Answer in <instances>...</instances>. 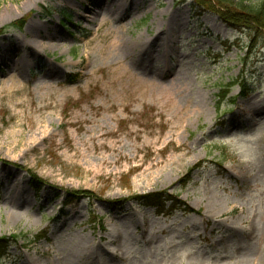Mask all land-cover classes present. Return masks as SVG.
<instances>
[{
    "label": "rangeland",
    "instance_id": "1",
    "mask_svg": "<svg viewBox=\"0 0 264 264\" xmlns=\"http://www.w3.org/2000/svg\"><path fill=\"white\" fill-rule=\"evenodd\" d=\"M217 10L0 0V264H264V31Z\"/></svg>",
    "mask_w": 264,
    "mask_h": 264
},
{
    "label": "trees",
    "instance_id": "2",
    "mask_svg": "<svg viewBox=\"0 0 264 264\" xmlns=\"http://www.w3.org/2000/svg\"><path fill=\"white\" fill-rule=\"evenodd\" d=\"M197 3L200 8L205 7L219 15L217 9L221 8L229 16L223 19L224 22L232 27L245 28L258 32L264 31V0L247 1V0H192ZM213 2V3H212ZM213 4V5H212ZM240 83V82H239ZM241 89L244 90L245 86L240 83ZM245 95L244 91L242 96ZM225 97V96H224ZM219 150V149H218ZM220 151V150H219ZM222 152V151H220ZM40 182H33L32 187L37 191L41 186ZM148 202L152 203L155 207H161L162 201L157 195L144 197ZM161 211V210H160ZM14 241L17 237L13 236ZM7 239H0V253H4L7 245Z\"/></svg>",
    "mask_w": 264,
    "mask_h": 264
},
{
    "label": "bare ground",
    "instance_id": "3",
    "mask_svg": "<svg viewBox=\"0 0 264 264\" xmlns=\"http://www.w3.org/2000/svg\"><path fill=\"white\" fill-rule=\"evenodd\" d=\"M28 3L29 2H27L26 4H24V7H27L28 6ZM91 11H92V9H90ZM123 10V9H122ZM124 11V13H126L125 12V10H123ZM92 13L93 14H98L96 11H92ZM6 21H8V20H2V23H4V22H6ZM33 38V37H32ZM40 38L41 39H44L41 35H40ZM50 38V37H49ZM31 43H33V44H35L36 45V43L38 44L39 42L38 41H34V39H31ZM135 45L140 49V51L142 52V54H143V47L144 46H142V45H139V43H135ZM32 47H29V48H27L28 50L27 51H25L24 52V54H22V55H20L19 54V52L18 51H16L17 53H18V56L20 57V62L17 64V65H15V67L17 66L18 68V70L19 71H24V70H26V68H27V64L25 63V59L28 57V56H31L32 54H33V48H35V46L34 45H31ZM41 46V45H40ZM16 69V68H15ZM184 210L185 211H188V210H190V209H188V208H186V207H184ZM104 255V254H103Z\"/></svg>",
    "mask_w": 264,
    "mask_h": 264
}]
</instances>
